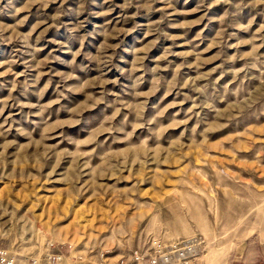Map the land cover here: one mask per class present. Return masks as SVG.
I'll use <instances>...</instances> for the list:
<instances>
[{
  "label": "rangeland",
  "instance_id": "obj_1",
  "mask_svg": "<svg viewBox=\"0 0 264 264\" xmlns=\"http://www.w3.org/2000/svg\"><path fill=\"white\" fill-rule=\"evenodd\" d=\"M264 264V0H0V248Z\"/></svg>",
  "mask_w": 264,
  "mask_h": 264
},
{
  "label": "built area",
  "instance_id": "obj_2",
  "mask_svg": "<svg viewBox=\"0 0 264 264\" xmlns=\"http://www.w3.org/2000/svg\"><path fill=\"white\" fill-rule=\"evenodd\" d=\"M202 242L199 238L185 241H172L167 244L158 243L154 253L134 251L128 261L131 264H187L198 253V246ZM62 257L54 255L49 258V264H60ZM0 264H16L15 257L0 248ZM118 264H127L123 258Z\"/></svg>",
  "mask_w": 264,
  "mask_h": 264
}]
</instances>
